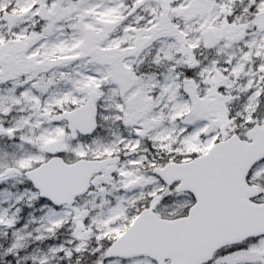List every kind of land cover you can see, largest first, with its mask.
Masks as SVG:
<instances>
[{
    "label": "snow or ice",
    "instance_id": "6c2138e0",
    "mask_svg": "<svg viewBox=\"0 0 264 264\" xmlns=\"http://www.w3.org/2000/svg\"><path fill=\"white\" fill-rule=\"evenodd\" d=\"M0 264H264V0H0Z\"/></svg>",
    "mask_w": 264,
    "mask_h": 264
}]
</instances>
